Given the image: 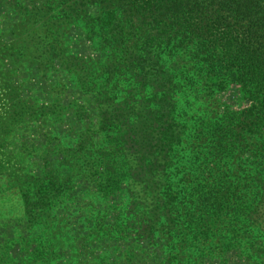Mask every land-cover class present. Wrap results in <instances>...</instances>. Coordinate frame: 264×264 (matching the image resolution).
Returning <instances> with one entry per match:
<instances>
[{"label": "trees", "instance_id": "trees-1", "mask_svg": "<svg viewBox=\"0 0 264 264\" xmlns=\"http://www.w3.org/2000/svg\"><path fill=\"white\" fill-rule=\"evenodd\" d=\"M1 1L15 16L2 57L32 69L26 80L36 75L53 102L34 109L33 92L13 104L4 88L0 140L36 116L72 122L29 151L41 171L24 177L21 222L38 232L21 256H43L52 220L70 232L50 212L82 187L89 208L119 204L114 221L89 211L84 228L121 246L120 264H264V0ZM79 30L87 56L65 45ZM71 90L92 108H63ZM100 252L87 264L107 262Z\"/></svg>", "mask_w": 264, "mask_h": 264}, {"label": "rangeland", "instance_id": "rangeland-1", "mask_svg": "<svg viewBox=\"0 0 264 264\" xmlns=\"http://www.w3.org/2000/svg\"><path fill=\"white\" fill-rule=\"evenodd\" d=\"M2 1L0 0V49L5 45V42L9 43L12 37V26L14 25L15 16L2 12ZM65 45L70 47V53L79 51L87 56L91 53L89 50V44L83 39L82 31L74 32L70 34L69 40L65 41ZM79 49V50H78ZM1 55L0 50V137L5 135L4 123L6 122L4 110L6 109V103L2 100L3 96L7 97L4 88L10 87L17 94L9 95V100L15 104L19 98L25 99L32 93H35L37 97L35 108L45 105L46 103H52L50 90L47 85L43 88L42 83L39 81L36 75H33L32 80L28 82L25 74L32 72L25 64H16L11 58H4ZM57 76L53 74V80L50 82L53 86L57 85ZM60 81L70 87L69 82L65 81V78L61 76ZM5 93V94H4ZM68 94V96H67ZM65 93L67 98H62L61 103L63 108H67L69 104L78 102L80 105H86L87 109H91L92 96H82L76 91L71 93ZM16 99H18L16 101ZM16 102H15V101ZM39 100V101H38ZM40 102V103H39ZM51 115V114H50ZM36 116L40 120V124H35V117L32 118V122L26 128L24 124L14 125L7 129V137L10 139L0 140V257L7 254L14 257L15 264H87L86 259L89 258L88 253L92 252L93 255L100 256V251L104 252L108 250L110 254L109 260L103 262V264H113V262L121 261L122 247H116L108 243L109 238H97L88 239L85 236L86 217H89V211L94 214L104 212L106 216L105 222L114 221L118 216V202L111 201L105 203L100 199H96L94 208H89L86 203L84 189L82 187L77 188L74 192H70V199H61L63 208L59 206L54 208L50 215L53 217H61L62 213H65V228L70 231L65 234L62 229L56 228L55 221L49 220V226L55 230H58L60 237H56L55 232L49 233L48 237L45 236L44 244L46 245V251L41 257H34L33 259H25L21 256L24 238H30L37 235L38 230L34 233L27 231L24 223L21 222L23 216V203L21 200L20 190L24 187L25 175H30L33 178L40 176L41 165L36 160L34 155L29 156L33 149L39 148L40 143L43 144L42 136L49 132H63L65 129L72 126V122L69 120V114L66 111L63 112L60 121L57 122L56 117L53 116ZM59 119V118H57ZM31 122V123H30ZM27 125V124H26ZM5 127H8L5 126ZM64 127V128H63ZM24 135V139L22 136ZM1 143H4V147L1 148ZM25 144L26 151L22 150V146ZM58 169L62 175L68 176L70 172H67L61 162H55L54 168ZM79 189V190H78ZM78 190V191H77ZM71 191V189L69 190ZM72 195V196H71ZM113 207V208H112ZM68 215V217H66ZM64 228V229H65ZM32 236L29 237L30 234ZM56 237V238H54ZM29 241V240H28ZM27 241V242H28ZM26 243V242H25ZM22 246L25 247V244ZM93 247V248H91ZM76 252H79L76 254ZM24 258L23 259H21ZM135 258V255H134ZM139 258V257H138ZM133 260L130 264H143L141 259ZM141 258V257H140ZM9 260L8 258H6ZM21 259V260H20ZM0 264H10L8 262H0Z\"/></svg>", "mask_w": 264, "mask_h": 264}]
</instances>
